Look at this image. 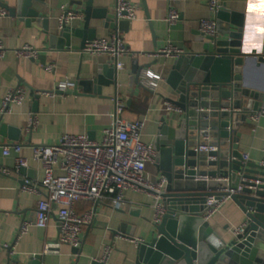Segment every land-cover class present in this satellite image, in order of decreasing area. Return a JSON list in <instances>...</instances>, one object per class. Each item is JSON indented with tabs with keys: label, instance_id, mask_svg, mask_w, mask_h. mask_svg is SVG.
Listing matches in <instances>:
<instances>
[{
	"label": "crops",
	"instance_id": "1",
	"mask_svg": "<svg viewBox=\"0 0 264 264\" xmlns=\"http://www.w3.org/2000/svg\"><path fill=\"white\" fill-rule=\"evenodd\" d=\"M89 0H45V12L53 27L59 29L58 19L64 10L81 11ZM91 8L105 9L113 14L116 0H90ZM209 0H131L137 8L134 21L120 30L103 27L100 20L91 19L88 30L96 29V39L117 34L130 55L119 58L121 69L114 76L116 86L102 87L101 93L84 94L77 87L76 93L61 95L56 93L57 82L69 78L74 82L90 80L100 65L109 58L100 55L90 58L78 49L51 48L48 37L35 26L26 25L17 17L0 20V40L8 49L0 60V101L12 89H22L24 101L13 106L10 114L0 116V169L14 170L15 155L4 156L2 149L19 145L21 155L27 160V168L9 176L0 174V245L9 244L11 252L0 247V264H29L32 258L40 256L39 264H101L104 248L112 247L108 264H135L136 243L148 240L154 232L151 224V198L134 192H126L123 208L115 209L108 200L96 203L78 202L74 206L76 214L93 211L90 225L83 226L80 244L72 248L60 241L58 221L51 215L48 227L38 229L33 226L37 203L45 199V191L39 186L43 170L32 158L36 146H52L64 135H84L91 141H99L102 132L113 123L114 101L123 106L122 117L127 121L145 120L143 141L152 144L156 128L162 119H168L165 102L172 92L166 84L169 68L174 59H154L152 54L163 48L167 42L186 52L199 53L202 41L198 32L201 20L208 19ZM15 0H0V4L14 6ZM219 6L244 15L245 43L251 50L264 51V0H218ZM174 10L180 16L179 22L168 27L166 17ZM79 30L84 29V15L70 24ZM52 31H50L51 33ZM93 41V40H92ZM81 40L71 38V48H78ZM30 45L39 51L35 60L17 59L13 50ZM53 65L54 73L44 70ZM149 68L163 77L156 94H152L136 83L137 67ZM245 84L260 96L264 109V66L250 62L245 73ZM53 93V96L50 94ZM33 116L36 126L31 130L27 124ZM254 130V132H253ZM238 147L248 161L260 164L264 159V117L257 125L250 120L238 122ZM145 172L151 181L160 177L155 165L146 164ZM56 175L60 173L56 172ZM24 181L38 190L34 194L24 192ZM55 210V207L52 206ZM22 222L30 225L29 231L17 241L15 237ZM244 217L237 206L228 200L209 219L210 225L219 233L223 229L233 233L242 226ZM78 249V254L74 252Z\"/></svg>",
	"mask_w": 264,
	"mask_h": 264
},
{
	"label": "water",
	"instance_id": "2",
	"mask_svg": "<svg viewBox=\"0 0 264 264\" xmlns=\"http://www.w3.org/2000/svg\"><path fill=\"white\" fill-rule=\"evenodd\" d=\"M91 3L86 2L80 12L65 11L84 15L83 30L70 25L51 30L45 0H15L12 7L0 6L7 16L26 25L38 23L51 48L82 52L96 37V29H87L91 19L113 30L128 24L118 22L114 13L105 9L91 8ZM216 25V41L200 37L201 52H188L169 68L166 84L172 96L166 101L181 114L162 119L152 139L155 167L166 181L162 195L165 213L153 226L151 237L136 245L135 264H264V165L243 161L236 136L238 122L244 123L263 108L260 96L245 84V73L250 62L264 66V51L246 46L242 13L222 4ZM71 38L81 40L78 48H71ZM115 65L116 60L109 59L90 80L77 78L72 93L79 87L84 94L99 95L102 87L116 86ZM144 68L149 66L137 67L136 83ZM200 146L215 151L200 152ZM198 177L210 181H196ZM238 187L241 190L236 193ZM223 196H228L244 217L239 232L229 234L223 229L219 233L204 220L206 200ZM40 260L35 256L29 264Z\"/></svg>",
	"mask_w": 264,
	"mask_h": 264
},
{
	"label": "built area",
	"instance_id": "3",
	"mask_svg": "<svg viewBox=\"0 0 264 264\" xmlns=\"http://www.w3.org/2000/svg\"><path fill=\"white\" fill-rule=\"evenodd\" d=\"M219 8L218 0L208 1L211 17L201 20L198 25L199 35L203 39L216 41L219 38L216 25ZM65 11L58 19L60 28L69 25L77 18V14L72 12L65 14ZM113 12L118 22H132L137 17V8L131 0H116ZM6 17V10L0 6V20ZM179 18V14L171 10L166 17L168 27L178 23ZM7 51L8 49L0 40V60L6 56ZM13 53L20 60H35L39 56V51L30 45L15 49ZM82 53L90 58L105 55L109 59H115L116 70H120L122 67L119 58L130 55L117 34L86 43ZM187 53L167 42L163 48L145 55L154 59L169 58L176 60ZM44 70L48 73H54L55 67L53 65L45 66ZM138 81L142 88L156 94L159 84L163 82V77L150 68H144L139 73ZM75 85L76 82L69 78L59 80L56 93L68 94L75 89ZM50 95L53 96V93ZM23 101L24 92L22 89L10 90L0 101V116L10 114L11 108L21 105ZM114 103L113 123L111 127L102 132L98 142L91 141L84 135H64L55 145L36 146L32 149L33 160L39 163L43 170V179L39 186L46 193L45 199L37 203L33 226L38 229H46L51 215L55 214L60 241L72 248H76L80 244L82 227L90 225L94 218V213L91 210L81 215L76 214L74 206L78 202L96 203L101 200H108L113 208L120 209L126 205L124 194L134 192L151 198L152 226L157 225L165 213L162 195L165 192L166 181L162 176L151 181L145 172V165H155L156 158L152 144L143 141L145 120L127 121L123 119L122 104L117 100ZM165 106L168 114L176 116L181 114L180 109L167 101ZM261 117H264L263 108L252 113L249 120L253 125H257ZM35 126L36 120L30 116L27 129L31 130ZM198 151L210 152L215 151V148L200 146ZM21 152L22 147L19 145L2 149L4 156H9L11 153L15 155V166L13 171L0 169L1 175L18 174L22 169L27 168V160L22 157ZM242 158L244 162L248 161L247 155L243 154ZM260 164L264 165V159ZM203 170L210 171L213 168H204ZM56 172L60 175H56ZM195 180L210 181L208 177H198ZM23 184L22 190L24 192L34 194L38 190L27 181H24ZM240 190L241 188L238 187L236 193ZM228 200H230L228 196L220 197L218 200H215L214 197L208 198L204 220L209 221ZM52 206L55 207V210L52 209ZM29 227L28 223L22 222L14 241L26 235ZM241 229L242 226L235 232H239ZM131 241L136 244L139 243L135 239H131ZM0 247L6 250L12 249L9 244H2ZM111 252L112 247L106 246L99 262L108 264Z\"/></svg>",
	"mask_w": 264,
	"mask_h": 264
}]
</instances>
